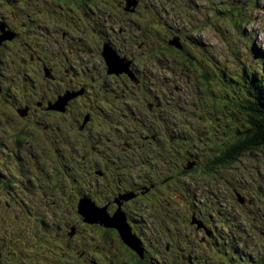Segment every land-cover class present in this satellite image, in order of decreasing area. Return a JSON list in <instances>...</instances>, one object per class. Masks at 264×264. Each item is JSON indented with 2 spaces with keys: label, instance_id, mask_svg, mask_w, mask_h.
Returning a JSON list of instances; mask_svg holds the SVG:
<instances>
[{
  "label": "flooded vegetation",
  "instance_id": "obj_1",
  "mask_svg": "<svg viewBox=\"0 0 264 264\" xmlns=\"http://www.w3.org/2000/svg\"><path fill=\"white\" fill-rule=\"evenodd\" d=\"M157 1L0 0L2 95L10 96L8 81L15 82L18 78L30 83V92L22 97L24 111L13 108L9 122L28 130L33 137L42 128L56 132L49 140L25 142L34 159L41 158L42 148L49 144L68 149H100L107 164L100 166L96 175L101 181H107L106 188L110 190L100 207H107L110 217L121 212L142 246L140 254L124 243L118 230L81 219L83 227L71 224L69 228L74 234L69 232V239L60 238L62 246L57 245L56 249L61 253L54 254L53 264H68L64 261L67 256L74 258L73 263L86 256L90 247L85 236L87 231L97 232L95 249L102 255L104 264H154L164 252L178 257L188 250L196 252L202 243L194 263L199 264L214 247L212 229L219 213L216 208L230 207L244 216L247 206L253 205L247 196L251 185L245 182L248 172L243 163L247 154L264 159V148L246 150L237 160L225 165L217 162L205 165L204 172L210 167L209 175L213 178L224 168L208 222L200 210L190 211L191 220L192 216L201 220L205 231L191 224L187 212L180 215L188 220L198 237L194 234L189 238L178 237L175 243V238L165 233L166 217L154 210L156 203L165 201L174 206L172 201L178 190L170 186V178L164 173V149L158 152L154 146L155 142L158 147L161 144L160 135H155V79L163 76L162 73L156 76L155 70L160 67L164 71L170 66L168 60L154 59V45L150 48L148 42L147 34L154 28V20L148 18L158 12ZM162 5L166 12L165 4ZM139 30L144 31L146 42H138ZM107 50L125 59L126 71L109 72L104 57ZM261 83L264 86V79ZM250 88L255 89L256 85ZM59 101L63 105L56 107ZM241 118L244 119L243 115L233 131V142L244 136ZM162 127L165 129V124ZM20 153L19 149L15 157L23 160ZM156 156L163 162L157 163L158 173L154 172ZM234 165L237 170L228 174L227 170ZM260 185L261 180L257 183L258 192ZM225 214L229 219L230 214ZM149 221H153L154 228L149 226ZM114 235L117 244L112 253L110 239Z\"/></svg>",
  "mask_w": 264,
  "mask_h": 264
},
{
  "label": "rangeland",
  "instance_id": "obj_2",
  "mask_svg": "<svg viewBox=\"0 0 264 264\" xmlns=\"http://www.w3.org/2000/svg\"><path fill=\"white\" fill-rule=\"evenodd\" d=\"M185 1L190 2V8L184 13L182 3ZM166 4L170 5L171 13L166 16L164 22L155 20L158 33L167 34L169 26L172 29V33L184 28L190 31L192 27H189L188 23L194 24L193 18L196 20L198 28L194 31L191 30V34L198 39L197 45L199 47L196 46L194 48L195 52L193 55L200 58L195 59V63L198 69H202L206 81L210 83L208 100L212 119L209 123L210 125L213 124L215 129L211 131L208 139L213 142L217 132H220L225 127L224 124H220V121L224 115H228L223 101L225 96L223 91H230L234 88L235 92L230 91V96L237 101L240 94L244 91L242 87L244 80L242 71L245 66H247L246 70L249 73L255 72L257 78L264 76V0H176L173 3L166 2ZM223 7H227L229 12L226 13L219 10ZM175 13L178 14V17L174 16ZM203 21L205 22L203 23ZM163 28L164 30H162ZM159 43L164 45L161 40ZM155 44V57L157 58L162 54L161 49L158 48L157 38H155ZM162 47H164L163 53L167 59H184L179 54H173L168 50L165 51L168 44ZM169 49L177 51L174 47H169ZM257 51L260 53L257 54ZM211 56L210 64L214 68L215 76L218 78L212 77L211 69L205 63L207 59L210 60ZM182 67L183 64L179 62L177 65H173L175 74L181 73ZM165 74L167 78L164 80L166 84H169L170 79L174 75L171 74L169 69L166 70ZM180 82L185 85H198L200 87L199 90H201V86L204 88L200 78L191 76L186 71L180 76ZM191 93L192 89L182 92L185 102L187 100L192 101L194 97L190 96ZM163 95L168 98L165 94ZM204 97L205 95L202 94V100H204ZM200 100H198L199 104L201 103ZM0 107H7V105H0ZM187 111L192 113L191 108H188ZM239 118L240 114L238 113L227 118L231 128L218 137L213 153H218V146L229 136H232L233 131L238 128ZM0 120H2L1 115ZM194 121H196L198 127L195 134L201 136L204 133V124L197 117ZM244 126L245 120L241 118L240 128L244 129ZM11 133L10 126L0 127V172L5 175L2 178L3 183L0 190V248L3 252L1 264H19V259L27 264H34L35 257H33L31 252L38 254L43 264H52L51 258L56 251L54 252V248H47L41 245H46V240L37 239L35 242L32 239L31 230H38L37 222L39 219L57 221L63 218L65 206L71 207L72 204L73 187L83 193H91L93 189L101 187V183L93 173L97 169L100 159L98 156L95 157L94 154H89L88 151H86L87 157L84 161L72 158H55L52 153L53 148H46V152L43 154L42 171L37 170L36 165V170L33 167L35 173L32 175L40 179V183L43 185L42 191L46 198H42L41 207L35 208L39 209L38 214L34 212L31 215L30 212L21 206V201L25 200L33 203V193L23 187L25 177L19 171V164L8 157L9 150H6L3 146V143L12 144L13 137L10 136ZM43 135H51V133L43 132ZM194 148L197 149L193 151L192 155L194 156L202 150L200 147L194 146ZM2 151L6 152L7 155H3ZM74 151L79 152L80 150L75 149ZM55 152L57 153L58 150H55ZM246 157L247 160L243 164L245 172H248V177H246L245 182L251 185L247 189V196L249 199L254 200V204L253 206H247L244 216L238 215L230 207L216 208L219 213L215 217L212 229L215 243L212 251L206 253L202 264H264V159L252 154H247ZM235 170H237V165L229 168L227 173L230 174ZM27 176L30 177L31 175L28 174ZM261 179L262 184L259 193L256 187ZM236 180L240 185H243L240 177H237ZM75 181L77 184H75ZM10 183L12 184L11 188H3L4 184L9 185ZM51 185L54 187L52 190L53 194L49 188ZM58 185H60L59 188ZM219 187L214 186L212 190L216 196ZM48 192L51 194L48 195ZM205 192L206 189H203L201 195L205 194ZM181 197L184 198V195L181 196L179 194L177 199H181ZM40 198L41 196L38 193L36 203H39ZM57 198L61 199L62 206H59L58 203L51 204ZM214 202L212 200L211 203ZM165 206L166 203H164ZM204 210L211 211L209 204L206 205ZM226 212L230 214L229 219H227ZM171 213H174V210ZM66 214L72 219L75 218V213L70 208H68ZM29 220H34V222H28ZM6 222L16 225L18 228L14 231L13 228L10 230L6 227ZM27 222V226L25 228L22 227ZM190 231L191 229L189 228L186 236H188ZM38 233L41 232L39 231ZM4 238L13 240L12 242H5ZM49 240L52 239L48 237ZM26 241H33L32 243L35 244L36 248H32ZM21 249L26 250L28 256H22L19 253ZM90 254L92 253L89 250L87 255ZM71 259L72 257L67 256L64 261L68 263ZM89 260L90 258H87L83 263L86 264ZM169 264H190V259L180 263H176L174 259H171Z\"/></svg>",
  "mask_w": 264,
  "mask_h": 264
},
{
  "label": "clouds",
  "instance_id": "obj_3",
  "mask_svg": "<svg viewBox=\"0 0 264 264\" xmlns=\"http://www.w3.org/2000/svg\"><path fill=\"white\" fill-rule=\"evenodd\" d=\"M131 1V0H130ZM176 0H158L157 6H158V12L156 11L154 14V17L149 16L148 20L152 21L154 20L153 29H151L148 32V42L150 43V48L153 46V54L155 60H168L170 62V66L166 67L164 71L161 70L160 67H156L155 75L157 76L159 73H162V77L155 79V108L159 111H162V114H158L157 110L155 111L154 118H155V135H160L161 144L158 147L157 143H154L155 149L158 150V152H161L162 148L165 151L166 154V161H165V175L170 178V186L172 188H177L176 196L174 197L172 203L174 206H169L168 202H161L156 203L154 210L161 214L162 217H166V222L168 223V228L165 229V233L168 235H172L175 238V243L177 242V239L175 237L176 230L183 229L184 226L179 225V229H175V223L178 219H180V215L185 211L187 212V219L191 220L190 211L192 208H196L200 210L203 214V217L207 220H209V216L211 214V211L207 210L205 211L204 208H206V205L209 204L212 210V200L215 201L216 195L212 192V190L215 187L220 186L221 180H222V173L224 171V168L221 170H218L217 173L214 174L215 178L211 177L209 175L210 167L207 171L204 172L205 165H211L209 164L208 160L210 157L217 156L218 153H213V148L217 142V139L220 135L230 130L231 125L228 123L227 118L234 116L236 114L234 107L236 104H239L241 100H244L245 98L249 99L252 98L251 95L253 94L254 89L250 88L251 86L256 85V83L262 84L264 76L258 77L255 72L249 73L246 68L244 67L242 71V77H244L243 80V92L238 97L237 101L233 99V97L230 96V91L235 92L234 88L230 91L224 90V98L223 101L226 105L225 109L228 115H224L223 119L220 121V124H224L225 127L220 132H217L214 141L210 142L208 137L212 130H214L213 124L210 125V121L212 119L211 116V108L210 103L208 100V97L210 95V83L206 81L204 74L202 73V69H198L197 64L195 63V59H200L197 56H194L193 53L195 52L194 48L197 45L198 39H196L191 33V30H197L196 20L193 18L194 24L188 23L189 27H192L190 31L184 29H181L179 31H176V33H172V29L169 26V32L167 34L165 33H158L156 31L155 26V20L164 22L166 16L170 15L171 8L170 5L166 4V2L173 3ZM165 4V10L166 12H163V5ZM183 11L186 12L187 9L190 8V2L185 1L182 3ZM222 12L228 13L227 7H223L219 9ZM174 16L178 17V14L175 13ZM205 21H203L204 23ZM164 25V23H163ZM2 27V26H1ZM2 29V28H1ZM164 30V28L162 29ZM6 34V33H5ZM4 34V35H5ZM13 36V35H12ZM3 38V37H2ZM155 38L158 39V48L161 49L162 54L159 55V57H155ZM6 39V38H5ZM138 42H146V36L144 35L143 30H139L138 33ZM164 42V45L159 43V41ZM2 41V40H1ZM177 41L180 47H177L175 45H172L171 42ZM166 44H168V47L166 50L170 51L173 54H179L183 56V60H171L167 59L164 52V47ZM137 47V46H135ZM162 47V48H161ZM169 47H174L177 49V51H171ZM199 47V46H198ZM107 48V47H106ZM137 49V48H136ZM139 50V49H138ZM105 51V50H104ZM112 51V50H111ZM110 50H107L105 53V59L106 63L109 68L110 73H115L118 71H126L127 70V64L125 63V59L116 57ZM260 52L257 51V54ZM149 54H151V51H149ZM189 57V58H186ZM110 58H112L115 61V65H111L109 63ZM212 60V56L209 59L205 61L207 66L211 69V75L212 77L215 76L214 68L210 64V61ZM111 61V60H110ZM113 61V62H114ZM176 62V63H175ZM183 64V67L181 69V73L175 74V69L173 68V65H177V63ZM157 65V61H156ZM169 69L172 75V77L169 81V84H166L165 80L166 77V70ZM129 70V69H128ZM186 71L187 74L194 76L196 78L201 79V83H203L204 88L198 85H185L184 83L180 82V76ZM259 73V72H258ZM118 74V73H117ZM169 74V73H168ZM131 75V74H130ZM133 75V74H132ZM228 78V76H226ZM253 81L251 84L250 82ZM7 85L9 86V90L7 93L8 95H2L3 89L0 86V105H7V107H0V115L2 117V120H0V127L3 126H10L12 133L10 134L11 137H13L12 144L7 145L6 143H3V146L6 150H9L8 157L13 159L15 162L19 164V171L22 175L25 177V181H23V187L26 190H31L34 196V202L29 203L25 200L21 201V206L25 208L30 214L32 215L34 212L38 214L39 209H35L36 207L42 206V198L45 199L46 195L42 191L43 185L40 183V179H37L35 176H32L34 172L33 167L37 165V170L42 171V160H43V154L46 152V148H53V156L55 158H72V159H80L81 161H84L86 159V151L89 152V154H94L95 157L98 156L100 159V162L97 166V169L93 172L94 176L97 177L98 181L101 183V187L98 189H93L91 193H83L81 190H75L73 187V194L77 195V198L73 197L71 207L65 206L64 209V216L62 219H59L57 221H47L44 219H39L37 222V231L32 229L31 235L32 239L36 242L37 239L46 240L47 244L42 246L47 248H54V252L61 253V251H58L56 249V246H62L60 238L63 236L66 239H69L68 233L70 232V235L74 234V230L69 228L71 224L78 226L79 228L83 227L81 221L83 220L85 223L89 224H101L105 227L114 228L118 230L122 240L125 244H127L129 247H131L133 250H135L138 253H142V246L139 242V240L132 234L128 224L125 221V218L123 217V214L121 212H116L112 217L108 216L107 214V207H100L102 203H104L108 196L110 190L106 188V182L107 181H101L100 178L96 175L97 170L100 166L105 167L107 162L104 158L100 155V149L93 150L91 148H64V147H54L50 144L48 147L42 148L41 158L34 159L30 154L32 153V150H29L27 147V144L25 142L33 140V139H52L54 136H56V132L51 129H38L37 136L33 137L30 135L28 130H24L23 128L17 126L15 123L9 122V119L13 117L12 109L15 107H18L21 109V111H24V107L22 106L23 100L22 97L29 93L30 89V83L29 82H22L20 79L16 78L14 81H8ZM171 86V87H169ZM264 88V86H262ZM192 89L191 97H194L192 101L187 100L184 101V95L182 92L184 90H190ZM162 93V94H161ZM165 94L168 98H165ZM202 94L205 95L204 100H202ZM71 95V94H70ZM73 95V94H72ZM76 95V94H75ZM78 95V94H77ZM230 97V98H229ZM261 98V97H260ZM201 99V103L199 104L198 100ZM64 101V100H63ZM199 104V105H198ZM62 101H59L56 104V107H61ZM188 108H191V112H188ZM55 109V108H54ZM59 110V109H58ZM61 110V109H60ZM63 111V110H62ZM229 112V113H228ZM19 113V112H18ZM189 114V115H188ZM200 119V122L203 123V134L201 136L196 135L195 133L198 130V127L196 125V121L194 119ZM193 118V119H192ZM130 120L134 122V117H130ZM158 123L160 126H158ZM162 124H165V129H163ZM2 125V126H1ZM43 132L45 133H51V135H43ZM233 135V134H232ZM180 139L182 140L181 143L176 142L175 140ZM176 145L182 146L183 149L178 148ZM195 147L202 148L201 152H198L195 156L192 155L194 149L197 150ZM21 150V155L23 156V160H19L15 157L18 150ZM75 149H79V152H75ZM55 150H58L56 153ZM109 152L110 150H106ZM3 155H7L6 152H1ZM160 162L163 163L161 158L156 156V163L154 172L158 173L157 163ZM198 162V164H197ZM225 165V164H220ZM111 165H109L108 172L111 173ZM190 174L185 175L184 173L190 172ZM31 175L28 177L27 175ZM173 175V176H172ZM4 174L0 172V190L2 189L1 185L3 183L2 178H4ZM109 179L111 176L109 175ZM192 178V181H191ZM49 184V183H48ZM75 184L77 182L75 181ZM262 184V179H261ZM12 184L3 186V188H11ZM34 186V187H33ZM60 185H58L59 188ZM51 193L53 194L54 187L51 185L50 187ZM203 189H206L205 194L201 195L203 192ZM218 191V190H217ZM261 191V185L260 190ZM40 194L41 198L39 199V203H36L38 193ZM182 192V193H181ZM215 192V191H214ZM36 193V195H34ZM48 192V195L51 194ZM181 194L184 195V198L181 197V199H177V196ZM85 200L88 202V205L85 209L82 210L81 208V202ZM240 200V199H239ZM41 202V205H40ZM58 203L59 206H62L63 203L61 202L60 198H57L56 201H52L51 204ZM164 203H166V206L164 207ZM29 204V207H28ZM86 204V203H85ZM84 204V205H85ZM254 204V200H253ZM253 206V205H252ZM94 208L97 211V214H92L89 209ZM68 208H70L73 213H75V218H70L66 213L68 211ZM185 209V210H184ZM174 210V213H171V211ZM82 219V220H81ZM185 223H189L188 220H184ZM28 222H34V220H29ZM27 223H25L22 227H26ZM191 224L196 226L197 230H204L205 231V225L204 223L197 219L195 216H192ZM184 225V224H183ZM21 226V225H20ZM149 226L151 228H154L153 221H149ZM6 227L13 231L16 230L18 227L16 225H11L9 222H6ZM192 234L198 237L196 235L195 230L190 226ZM30 230V229H29ZM41 233H38V232ZM162 231V230H161ZM192 234H188V236L185 235L184 238H189ZM203 234V233H202ZM85 236L90 242L89 250L92 254L86 255L83 258H78L73 263L74 258L68 262V264H84L83 262L90 258L89 262L86 264H95L93 263L94 260L97 261L96 264H104L102 261V255L95 249V245L97 243V237L98 234L96 231L94 232H85ZM48 237H50L52 240L48 241ZM170 240V238H167ZM5 242H12L13 239L4 238ZM110 241L113 243L112 248L110 251L113 253L116 249V236L114 235L111 237ZM172 241V240H171ZM28 242V241H26ZM31 242H28V244L33 248H36L35 244ZM202 244V243H201ZM200 244V247H201ZM189 247V244H188ZM199 247V249H200ZM109 249V246H108ZM189 249V248H188ZM199 249L196 250V252H190L189 250L185 253L179 254L178 257H175L174 255L170 253H163L164 256H158L156 260L154 261V264H169V261L171 259H174L176 263H180L183 261H186L187 259H190V264H194L196 262L197 254L199 253ZM22 256H28L26 253V250L21 249L19 252ZM33 257H35V263L34 264H43L40 256L36 253L31 252ZM3 252L0 248V264L2 261ZM53 257L52 256V264H53ZM20 258V257H19ZM18 258V259H19ZM205 257H203L199 264H202ZM19 264H27L26 262L22 260H18Z\"/></svg>",
  "mask_w": 264,
  "mask_h": 264
},
{
  "label": "trees",
  "instance_id": "obj_4",
  "mask_svg": "<svg viewBox=\"0 0 264 264\" xmlns=\"http://www.w3.org/2000/svg\"><path fill=\"white\" fill-rule=\"evenodd\" d=\"M251 97L241 100L234 107L235 112L243 115L245 120V126L242 132L244 135L243 138L233 142L231 139L232 136H229L218 146V155L209 158V164L214 162L227 164L237 160L246 150L264 148V88L259 83H256V88ZM175 141L178 143L182 142L180 139ZM176 146L183 149L180 145ZM181 224L184 226L183 229H179V225ZM189 228V223H185L182 218L178 219L175 223V229H179L175 233L176 239L178 237L184 238ZM188 234L190 235L192 232L190 231Z\"/></svg>",
  "mask_w": 264,
  "mask_h": 264
},
{
  "label": "water",
  "instance_id": "obj_5",
  "mask_svg": "<svg viewBox=\"0 0 264 264\" xmlns=\"http://www.w3.org/2000/svg\"><path fill=\"white\" fill-rule=\"evenodd\" d=\"M171 44H172V45H175V46H177V47H180L177 41H175V42H171ZM110 60H111V61H110ZM110 60H109V63H110L111 65H115V61H114L112 58H110ZM113 61H114V62H113ZM85 203H86V204H85ZM84 204H85V205H84ZM87 205H88V202H86L85 200H83V201L81 202V208H82V210L85 209ZM89 211H90L92 214H97V211H96L94 208H92V207L89 209Z\"/></svg>",
  "mask_w": 264,
  "mask_h": 264
},
{
  "label": "bare ground",
  "instance_id": "obj_6",
  "mask_svg": "<svg viewBox=\"0 0 264 264\" xmlns=\"http://www.w3.org/2000/svg\"><path fill=\"white\" fill-rule=\"evenodd\" d=\"M129 21V20H128ZM64 34V33H63ZM97 54V53H96ZM99 57V56H98ZM99 59V58H98ZM101 60V59H100ZM105 67V66H104Z\"/></svg>",
  "mask_w": 264,
  "mask_h": 264
}]
</instances>
